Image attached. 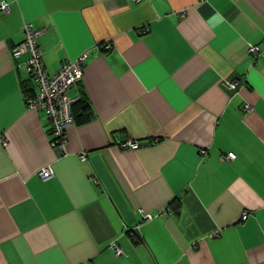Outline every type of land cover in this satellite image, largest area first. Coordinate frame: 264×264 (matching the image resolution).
<instances>
[{"label":"crops","instance_id":"obj_1","mask_svg":"<svg viewBox=\"0 0 264 264\" xmlns=\"http://www.w3.org/2000/svg\"><path fill=\"white\" fill-rule=\"evenodd\" d=\"M0 2V264H264V0ZM25 22L49 76L87 54L62 146Z\"/></svg>","mask_w":264,"mask_h":264},{"label":"built area","instance_id":"obj_2","mask_svg":"<svg viewBox=\"0 0 264 264\" xmlns=\"http://www.w3.org/2000/svg\"><path fill=\"white\" fill-rule=\"evenodd\" d=\"M139 2L140 0H133ZM0 11L8 12L9 7L5 2H0ZM44 31V28H34L32 23L25 22L23 24L22 41L14 50V57H18L23 53L27 54L26 65L31 75L32 82L37 88V91L30 97L26 98V105L32 110H42L46 114L50 122L52 133L55 136V143L62 146L64 144L65 129L72 123L71 106L72 100L67 92L69 88L82 80L87 54L83 53L74 61L64 63L59 72L49 76L43 65L42 50L38 45L37 38ZM104 49H109L110 44L105 43ZM255 48H250L249 51H254ZM233 87V85L231 84ZM124 148H136V142H124L121 144ZM204 153V150L201 151ZM83 157V156H82ZM230 159H234L235 155L228 154ZM41 178L46 179L52 175L49 168L43 167L38 171ZM144 219H151L150 214H143ZM247 213H243L242 219H246ZM116 247V253L120 254L121 250Z\"/></svg>","mask_w":264,"mask_h":264},{"label":"trees","instance_id":"obj_3","mask_svg":"<svg viewBox=\"0 0 264 264\" xmlns=\"http://www.w3.org/2000/svg\"><path fill=\"white\" fill-rule=\"evenodd\" d=\"M79 103H80V104H85V103H87V99H83V100L79 101ZM73 105H75V104H72V108H73ZM86 106H87V105H85V107H86ZM87 107H88V106H87ZM179 205H180V202H179V200H178L177 198H174V199L169 203V206H171L172 209H173V207H174V209H173L174 212H177Z\"/></svg>","mask_w":264,"mask_h":264}]
</instances>
